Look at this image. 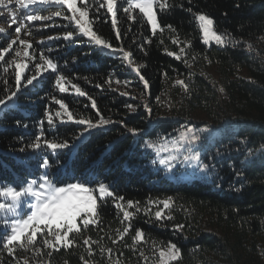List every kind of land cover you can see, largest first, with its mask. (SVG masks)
<instances>
[{"label":"trees","instance_id":"trees-1","mask_svg":"<svg viewBox=\"0 0 264 264\" xmlns=\"http://www.w3.org/2000/svg\"><path fill=\"white\" fill-rule=\"evenodd\" d=\"M126 2L117 3V27L122 41H117L105 9L100 10L94 28L114 46L122 43L125 50L132 52L135 66H140L141 74L149 81L147 92L118 54L86 41L46 40L48 35L71 30L67 21L54 18L59 26L52 27H37L52 21L25 22L33 26L32 35L26 34V28L20 39L31 43L37 56L29 62V68L39 62V51L51 46L52 51H45V55L59 62L58 71L95 98L101 114L117 123L93 129L79 139L76 137L83 131L82 125L58 124L53 132L45 124L46 133L59 140L66 139L74 146L56 154L46 149L21 153L19 148L38 133L37 122L44 119L46 106L56 109L51 102L53 95L65 99L74 112L98 119L87 97L60 94L53 86L55 74L45 73L39 83L34 82L36 86L22 88L14 106L10 102L9 107L0 110V184L19 187L38 178L46 171L41 163L47 157L51 164L48 174L61 184L80 180L103 182L114 186L125 200L139 201L141 208L147 206L149 199L172 197L175 203L166 211L173 219L157 221L154 216L138 213L131 220L132 228L125 239L113 244L117 229L124 225L122 213L109 199L99 210L97 227L89 226L76 237L72 247L54 251L50 257L49 250L41 249L36 260L41 264H84V260L89 264H115L119 258L120 264H152L156 257L151 242L163 245L171 241L182 251L181 259L173 264H264V0H168L172 7L160 12L159 19L162 25H171L175 31L165 28L155 36L142 22L138 10L133 13L135 22L127 18L122 11ZM11 7L17 9L18 15L23 14L24 10L15 3ZM197 13L210 15L218 31H227L242 43L235 47L203 45L195 21ZM8 19L7 14L0 16V27L6 29L0 34V48L6 46L9 36L15 38V25H9ZM173 38L182 42L179 46L191 43L192 47L185 49L188 53L185 59L191 67L184 59L178 61L166 54L179 51L171 42ZM41 39L44 44L39 43ZM149 40L151 43H146ZM248 43L253 45L252 50L246 49ZM17 47L18 43L13 45L14 50ZM9 57L15 58L14 51L6 60ZM109 77L129 83L113 82L109 87L106 83ZM5 78L14 86V69L5 74L0 68V95L5 91ZM177 79L185 80L188 92L175 84ZM97 84L103 87L98 88ZM121 92L129 95H120ZM128 104L136 110L129 109ZM145 104L152 109L151 114ZM24 124L28 127H23ZM185 125L209 126L214 130L196 149L204 162L214 166L210 175L187 178L180 166L171 174L158 162L152 163L158 160L157 154L145 148V144L170 140L175 130ZM129 127L144 131L133 136L127 131ZM177 224H183L184 228L176 230ZM137 229L145 232L148 243L135 248L149 256L147 262L130 247ZM6 231L0 227V238ZM87 237L99 241L91 245V256L88 246L83 245ZM101 246L113 249L111 260L107 252L101 254ZM16 257L21 264L23 258L35 264L31 252L17 250ZM0 264H15L14 258L2 248Z\"/></svg>","mask_w":264,"mask_h":264},{"label":"snow or ice","instance_id":"snow-or-ice-1","mask_svg":"<svg viewBox=\"0 0 264 264\" xmlns=\"http://www.w3.org/2000/svg\"><path fill=\"white\" fill-rule=\"evenodd\" d=\"M13 2L18 5L19 9L24 10L22 15H18L17 9L11 7ZM117 3L118 0H0V16L7 14L9 17L7 23L15 25V38L9 36L6 46L0 48V62H2L0 68H2V71L7 74L10 69H14V86L8 84L7 78L3 81L5 91L3 95H0V110L9 107L10 102L14 106L22 88L36 86L34 82L39 83L40 77L45 73H52L55 74L53 86L60 94L68 93L87 97L90 101V107L95 110L98 117V119L93 120L90 116L74 112L65 99L53 95L51 102L57 106L56 109L53 110L50 106H46L44 119L37 122L38 133L30 143L19 148L21 153L28 150L38 152L46 149L52 154H56L58 150L69 149L74 146L70 145L66 139L59 140L56 136L46 133L44 130L45 124L53 132H55L58 124L74 123L82 125L84 126L83 131L80 136L76 137V139H79L84 133L93 129L117 123V121L105 118L101 114L95 98L91 97L79 84L73 83L71 78L58 71L59 62L45 55V51H52L51 46L40 50L39 62L34 63L31 69L29 68V62L35 61L37 56L33 45L24 39H20L21 32L26 28L28 29L26 34L32 35L33 26L25 22L52 21V24L37 26L52 27L59 26L55 23L54 18L67 21L72 26L71 30L57 35H48L46 40L53 41L62 38L72 43L86 41L91 46L112 54H118L121 62L136 73L143 83L145 92L149 89V81L141 74L140 66H135L132 52L125 50L122 43L121 46H114L94 28V24L99 19L100 10L105 9L106 14L110 16L117 41H122L121 32L117 27ZM170 7L172 5L168 3V0H127L122 11L129 20L135 22L136 16L133 13L138 10L142 22L149 26L152 36H155L157 32L163 33L165 28L175 31L171 25H162L159 19V13ZM188 11L191 12V9ZM195 21L198 23L201 33V42L205 46L215 44L219 47H235L242 43L241 40L235 38L229 32L218 31L214 18L208 14H195ZM5 31L4 27H0V34L5 33ZM80 38H83V40ZM171 42L179 47V51H168L166 54L178 61L184 59V62L188 64L185 59L188 53L185 49L191 48V43L188 42L184 46H179L182 42L178 38H173ZM17 43L19 47L14 50L13 45H17ZM39 43L44 44L45 40L41 39ZM146 43H151V41H146ZM29 49H33L32 53H29ZM246 49L252 50L253 45L248 43ZM13 51L15 58L9 57L6 60V56ZM21 57L23 59H16ZM195 59L196 57L193 56L192 60ZM188 67H191V64H188ZM26 71L27 75H25ZM164 76H167V73H164ZM113 82L117 85H127L129 83L128 81H121L119 78L114 80L113 77L106 80L109 87ZM175 84L181 86L185 92L189 91V85L185 83V80L177 79ZM96 87L102 88L103 86L97 84ZM220 91L222 92L223 89L221 88ZM120 95L126 96L129 93L121 92ZM127 107L132 111L136 110L132 104H128ZM144 107L151 114L152 109L147 104ZM17 124L19 125L20 122L17 121ZM23 127H28V125L24 124ZM127 131L131 135L137 136L144 130L129 127ZM175 132L177 134L170 140L164 138L145 144V148L152 149L157 154L158 160H153L152 163L156 164L158 162L168 173H172L177 164H183L201 174L210 175L214 171V166L204 162L200 152L194 151V149L205 139L211 137L214 130L209 126L194 127L185 125L176 129ZM162 153H166V155H161ZM41 167L46 171L38 178L27 181L24 185L17 187L11 184H0V227L7 230L3 238H0V248L6 250L8 255L14 258L15 264H21V260L16 257L17 250L25 253L31 252V259L35 261V264H41V261L36 260V257L41 255V249L49 250L47 255L50 257L54 251L72 247L75 244L76 237L82 231H86L89 226L97 227L100 224L101 213L99 210L109 199L114 207L122 213L121 223L124 225L122 229H117V236L112 238L113 244L125 239L132 228L131 220L138 213L143 212L146 216H154L157 221L165 218L168 220L173 219L166 211L170 210L175 203L172 197L162 200L149 199L147 206L141 208L139 201L125 200L123 195L117 193L114 186L103 182L80 180L61 184L48 174L47 169L51 167V164L47 157L43 159ZM238 175L240 174L238 173ZM153 207L156 208L154 213L152 211ZM175 228L176 230H182L184 225L177 224ZM132 240L133 245L130 247L137 250L145 262L149 261V256H146L142 249L135 248L137 245L148 243L145 232L142 229H137ZM93 243L99 244V241H93L91 237L83 239V245L88 246L89 256L93 255L91 247ZM151 248L153 256L156 257L152 264H173L182 257L181 248L171 241L163 245L152 241ZM100 252L102 255L107 252L111 260L112 248L105 249L101 246ZM120 255H123V253H120ZM22 264H29V258H23ZM84 264H89V261L84 260ZM115 264H120L119 258L116 259Z\"/></svg>","mask_w":264,"mask_h":264},{"label":"rangeland","instance_id":"rangeland-1","mask_svg":"<svg viewBox=\"0 0 264 264\" xmlns=\"http://www.w3.org/2000/svg\"><path fill=\"white\" fill-rule=\"evenodd\" d=\"M13 3H14V2H13ZM176 134H177V133L175 132L173 136H175ZM173 136H171L170 139H172ZM197 148H198V147H197ZM197 148H196V149H197ZM196 149H194V151H196ZM161 155H166V153H162ZM177 166H180L184 171H186L185 173H183V175L186 176L187 178H191V177H193V176H196V175L198 176V175L201 174V173L195 171L194 169H192V168H190V167H187L186 165H183V164H177L176 167H177ZM176 167H175V168H176ZM175 168H174V169H175ZM174 169H173V172H174ZM173 172H172V173H173ZM172 173H171V174H172ZM191 174H193V175H191Z\"/></svg>","mask_w":264,"mask_h":264}]
</instances>
